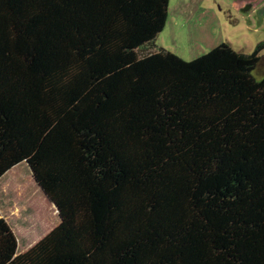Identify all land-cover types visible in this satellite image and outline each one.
I'll use <instances>...</instances> for the list:
<instances>
[{
    "label": "trees",
    "instance_id": "obj_1",
    "mask_svg": "<svg viewBox=\"0 0 264 264\" xmlns=\"http://www.w3.org/2000/svg\"><path fill=\"white\" fill-rule=\"evenodd\" d=\"M169 0H0V178L60 224L0 264H264V78L221 44L155 42Z\"/></svg>",
    "mask_w": 264,
    "mask_h": 264
},
{
    "label": "rangeland",
    "instance_id": "obj_2",
    "mask_svg": "<svg viewBox=\"0 0 264 264\" xmlns=\"http://www.w3.org/2000/svg\"><path fill=\"white\" fill-rule=\"evenodd\" d=\"M221 44L257 54L254 76L264 78V0H169L168 19L156 48L192 61ZM0 217L17 239V254L27 252L61 222L26 163L0 178Z\"/></svg>",
    "mask_w": 264,
    "mask_h": 264
},
{
    "label": "water",
    "instance_id": "obj_3",
    "mask_svg": "<svg viewBox=\"0 0 264 264\" xmlns=\"http://www.w3.org/2000/svg\"><path fill=\"white\" fill-rule=\"evenodd\" d=\"M27 164V163H26ZM28 165V164H27ZM29 167V166H28ZM36 182V181H35ZM40 188V187H39ZM41 189V188H40ZM41 191L43 192V190L41 189ZM43 194H44V196L48 199V197L46 196V194L43 192ZM49 200V199H48ZM50 201V200H49ZM51 202V201H50ZM52 203V202H51ZM53 204V203H52ZM54 205V204H53ZM54 207L56 208V210H57V212H58V214H59V210H58V208L54 205ZM59 218H60V220H61V217H60V215H59Z\"/></svg>",
    "mask_w": 264,
    "mask_h": 264
},
{
    "label": "crops",
    "instance_id": "obj_4",
    "mask_svg": "<svg viewBox=\"0 0 264 264\" xmlns=\"http://www.w3.org/2000/svg\"><path fill=\"white\" fill-rule=\"evenodd\" d=\"M166 26V25H165ZM158 38V37H157ZM47 199V198H46ZM49 201V200H48ZM50 202V201H49ZM51 203V202H50Z\"/></svg>",
    "mask_w": 264,
    "mask_h": 264
}]
</instances>
